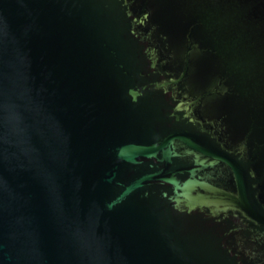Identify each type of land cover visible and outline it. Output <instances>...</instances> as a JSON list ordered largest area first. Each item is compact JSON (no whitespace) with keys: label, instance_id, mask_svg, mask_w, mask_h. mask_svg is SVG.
I'll use <instances>...</instances> for the list:
<instances>
[{"label":"water","instance_id":"95a60500","mask_svg":"<svg viewBox=\"0 0 264 264\" xmlns=\"http://www.w3.org/2000/svg\"><path fill=\"white\" fill-rule=\"evenodd\" d=\"M0 264H264V0H0Z\"/></svg>","mask_w":264,"mask_h":264}]
</instances>
